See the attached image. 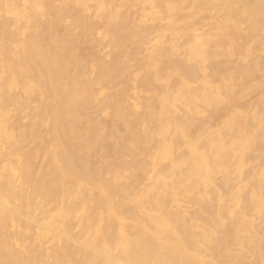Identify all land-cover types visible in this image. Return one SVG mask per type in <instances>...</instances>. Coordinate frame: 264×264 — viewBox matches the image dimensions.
<instances>
[{
  "label": "bare ground",
  "instance_id": "1",
  "mask_svg": "<svg viewBox=\"0 0 264 264\" xmlns=\"http://www.w3.org/2000/svg\"><path fill=\"white\" fill-rule=\"evenodd\" d=\"M0 264H264V0H0Z\"/></svg>",
  "mask_w": 264,
  "mask_h": 264
}]
</instances>
